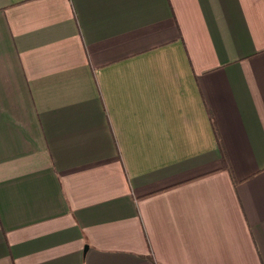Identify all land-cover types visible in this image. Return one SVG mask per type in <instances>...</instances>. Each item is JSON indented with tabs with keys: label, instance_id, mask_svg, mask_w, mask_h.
I'll return each instance as SVG.
<instances>
[{
	"label": "crops",
	"instance_id": "1",
	"mask_svg": "<svg viewBox=\"0 0 264 264\" xmlns=\"http://www.w3.org/2000/svg\"><path fill=\"white\" fill-rule=\"evenodd\" d=\"M0 264H264V0H0Z\"/></svg>",
	"mask_w": 264,
	"mask_h": 264
},
{
	"label": "trees",
	"instance_id": "2",
	"mask_svg": "<svg viewBox=\"0 0 264 264\" xmlns=\"http://www.w3.org/2000/svg\"><path fill=\"white\" fill-rule=\"evenodd\" d=\"M216 136H217V141H218V143H219V145H220V147H221L222 154H223V156H224V158H225V151H224V147H223V141H222V139L220 138V136H219L217 130H216ZM225 161H226V160H225ZM226 162H227V161H226ZM230 171H231V169H230ZM231 175H232V179H235L234 176H233V172H232V171H231Z\"/></svg>",
	"mask_w": 264,
	"mask_h": 264
}]
</instances>
